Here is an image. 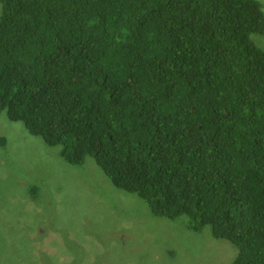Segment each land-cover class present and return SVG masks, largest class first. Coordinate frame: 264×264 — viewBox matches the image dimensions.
<instances>
[{
    "label": "trees",
    "instance_id": "16d2710c",
    "mask_svg": "<svg viewBox=\"0 0 264 264\" xmlns=\"http://www.w3.org/2000/svg\"><path fill=\"white\" fill-rule=\"evenodd\" d=\"M255 0H0V113L150 211L264 264ZM4 145L0 138V146Z\"/></svg>",
    "mask_w": 264,
    "mask_h": 264
},
{
    "label": "rangeland",
    "instance_id": "374dc122",
    "mask_svg": "<svg viewBox=\"0 0 264 264\" xmlns=\"http://www.w3.org/2000/svg\"><path fill=\"white\" fill-rule=\"evenodd\" d=\"M250 42L264 51V33ZM0 138V264H232L237 255L210 227L154 215L91 156L66 163L6 110Z\"/></svg>",
    "mask_w": 264,
    "mask_h": 264
}]
</instances>
